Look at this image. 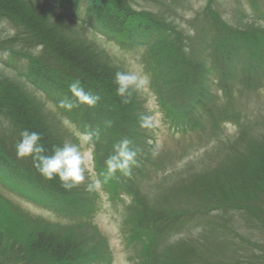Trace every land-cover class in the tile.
I'll list each match as a JSON object with an SVG mask.
<instances>
[{"label": "trees", "instance_id": "trees-1", "mask_svg": "<svg viewBox=\"0 0 264 264\" xmlns=\"http://www.w3.org/2000/svg\"><path fill=\"white\" fill-rule=\"evenodd\" d=\"M135 1L0 0V189L16 193L18 196H27L29 201L41 207L51 205V198L53 203H75L76 210L90 205L93 197L84 187L65 190L58 178L45 179L33 166L31 157L18 159L15 154V144L20 139L21 131L25 129L41 134V143L49 155L53 146H62L65 141H69L62 129L60 118L46 108L42 96L44 94L66 98L65 101L71 102L72 105L65 106L68 109L67 114L75 119L72 123L81 128L79 124L82 119H92V129L99 132L93 151L95 146L98 147L99 156L112 154L113 145L124 138L143 144L146 155L137 154L136 166L133 165L130 170L131 173L139 172L141 177L135 174L133 177H120L116 173L110 191L113 198L119 200L120 194L133 189L130 188L131 184L137 187L132 195L134 200H138V203L144 204L145 207L141 208L137 217L132 213L131 218L136 227L145 223L144 232L140 235L142 242H150L147 246L144 242L145 254L147 247L154 250L146 254L149 259L158 255V248L165 251L176 246L177 250L172 251L163 264H190L188 262L191 258L196 255L203 258L207 252L215 254V257L224 254L230 258L221 259L220 264H256L252 257L247 261L233 258L236 256L235 249L230 252L227 248L223 250L219 243L235 245L233 235L236 234L239 237H264V121L258 129L249 131V145L243 155L233 149L231 144L229 153L222 152L220 158L214 159L216 165L204 164L197 173H192L187 179H184L187 176L184 175L183 179L179 177L181 180L173 179L167 184L166 180L172 177L171 175L154 181L152 187L148 186L145 182L153 179L150 174L152 161L147 155V149L152 146L146 136L145 124H142L135 111L140 102L138 93H134L127 103L122 102L116 95L113 76L116 71L124 69L79 27L82 25L86 29L102 28L118 36L122 18L129 22V16L135 14L131 10ZM143 1L150 2L153 8L157 6L159 9L154 19L160 21L156 23L160 30L150 31L149 28L152 36L148 34L147 43H151L152 39H161L154 38L161 33L162 40L168 39L169 45L173 47L171 49L176 54L177 63L180 59L187 63L176 66L170 75L168 73L169 89L172 85V88L177 87L182 91L189 83L190 91L183 90L180 94L186 93L190 100L194 97L200 99L201 96V101L204 100L208 97V92L202 84L203 72L209 69L223 51L224 42L221 43L219 34L223 31L216 28L227 25L224 22L211 25L205 16L197 21V24L194 23L192 33H181L171 24L173 16L163 14L174 12L169 4L171 0ZM248 1L254 4L253 12L256 16H262V12L264 16V0ZM64 8L71 21L62 17L66 16L62 14ZM240 9L239 4L233 8L235 16H240ZM216 14L214 21L219 23L222 16ZM237 21L238 24L231 21L230 34H248V37L256 38L255 21L243 22L241 27V23ZM7 23L12 25L13 32L4 34L3 32L8 31ZM147 24L152 26L154 22L149 20ZM127 25L128 23L125 27ZM172 34L176 35L172 38L178 41L169 40ZM255 60L250 65L244 64L246 80L243 83L248 87L264 81V60L257 62V56ZM13 65L16 71L11 73L9 67ZM184 79H189L190 82L183 81ZM77 80L85 92L99 96L94 107L80 102L69 90V84ZM163 82L164 86L158 82L162 89L166 88L165 81ZM258 86L257 84L256 89ZM52 99L53 102L56 101V98ZM160 106L162 107V104ZM96 121H110L116 129V137L112 139L110 132L105 133L103 129H98L100 125L96 124ZM120 129L124 138L120 136ZM255 145L256 148L251 149ZM231 155L235 160H230ZM152 203L155 206H151ZM6 216L7 214L0 215V225L12 227ZM165 218L167 220L163 221ZM60 227H55L50 222H43L39 228L28 224L24 232L12 227V231L20 237L16 235L14 238L17 239L10 243L5 239L8 236L6 228L4 232L1 230L0 264H87L91 260L103 264V256L106 255L105 242L89 221L82 224L73 222L64 228ZM133 227L131 232L134 234ZM196 229L198 239L194 242L189 235ZM177 232L180 235L175 236ZM24 236L26 238H23ZM188 241L195 244L194 251V244ZM256 244L261 247V253H264V239ZM244 248L248 249V246ZM246 255L249 254L246 252ZM260 258H264V254H260ZM262 262L264 263V260L257 263Z\"/></svg>", "mask_w": 264, "mask_h": 264}, {"label": "rangeland", "instance_id": "rangeland-1", "mask_svg": "<svg viewBox=\"0 0 264 264\" xmlns=\"http://www.w3.org/2000/svg\"><path fill=\"white\" fill-rule=\"evenodd\" d=\"M132 1L134 2V0H130V2ZM169 4L174 9V12L163 14L164 16H173L171 24L181 33H192L194 23L202 20L205 16L211 25H220L222 22L227 25H221L216 28L223 31L222 33L219 32L221 43L224 42L222 44L223 51L213 64H209V69L207 71L204 70L205 73L203 72L202 84L208 92V97L202 101V96H199V100L195 99V97L190 100V96H187L186 93L181 95V89L179 90L177 87L172 88V85L171 89H169L168 73L170 75L176 66L186 65L187 63L181 59L177 63L176 54L172 50L173 47L169 45L168 39L162 40L163 35L159 33V36H154V38L160 37L161 39H152L151 43H147L148 40L146 38H149L148 28L150 27L147 23L149 20L157 23L154 19L157 16L156 11H159L157 6L153 8L150 2L136 0L131 5L132 13L134 12L135 14L129 16L127 25L129 30L126 31L127 33L124 32V34L118 36L106 32L102 28L86 29L85 26L79 25L80 29H83L84 33L88 35V38L107 51L124 71L142 67L144 72L150 77L149 86L138 93L140 102L138 103V109L135 111L139 114V120H141L142 124H145L146 136L149 138V144L152 146V148L146 149L148 151L147 155L152 161V173L150 174L153 180L145 182L148 186L151 185V187L154 181L161 180L166 176L172 175V177L166 180V183L170 184L173 179L177 181L181 180L184 175H187L184 178L187 179L189 176L197 173L199 168L204 164L216 165V160L214 159L220 158V153L222 152L229 153V150L232 148L231 144L233 145V149L243 155L249 145V131L255 130V128L258 129L264 121V81L251 84L249 87L243 83L246 80L244 64L250 65V63L256 61V56L257 62L264 60L263 12L262 16H256L253 12L254 4L248 0H171ZM238 4L241 7V14L240 16H235L233 8ZM158 7L161 9L160 5ZM65 9L64 11L61 9L63 15H66ZM216 13L222 16L219 19V23L214 21V16L215 19L217 17ZM233 16H235V20ZM62 17L67 21H71L67 15ZM131 17L132 19H130ZM237 20H239V24L241 23L239 27L242 26L243 22L255 21L257 29L255 31L257 32L256 38L253 36L248 37V34L246 36L243 34V36L230 34L229 29L231 26L229 25L231 21L238 24ZM134 21L141 22L144 26L137 27L138 25L132 23ZM134 28H139L141 32H135ZM145 30H148L147 33L142 32ZM3 33L7 34V32ZM175 36V34H172V36H169V40L178 41V39H173ZM234 45L239 47L238 58L232 57L235 61L226 63V57H231L230 53H233L232 47ZM179 46L183 47V45ZM207 52L209 53V50ZM9 70L11 73L15 72V66L9 67ZM222 79H226V81ZM163 80L166 86L164 89L159 86V84L164 86ZM157 81L160 83L158 84ZM187 82H190V80L188 79ZM257 84L259 86L256 89ZM182 91L181 93H183ZM184 91H190L189 83ZM173 92H176L177 95L173 94ZM52 98H56V101L53 102L54 99ZM42 99L46 108L51 112H55L56 116L60 118L62 129L70 142L77 143L78 138L84 133L94 132L99 135L97 129H92V119H82L79 124L81 128L72 123L75 119L67 114L68 109L65 106H61V102H66V98L56 97L55 95H43ZM160 104H162V109L159 107ZM99 122L96 121V124L100 125L98 129L110 132L112 134L111 138L114 139L116 137V132H114L116 129L112 125L107 127L105 123ZM171 122H176L179 127L173 126V128H170L169 123ZM142 131H144L143 128ZM120 136L124 138L121 129ZM95 140L96 136L94 135L93 141L95 142ZM88 147L93 146L87 145L83 150H87ZM130 147L135 149L138 155L140 153L146 155L143 144L131 141ZM249 147L251 148V146ZM97 148L95 146V151H93L95 160L92 172L86 173L85 182L80 185L88 190L93 197L90 205H85L86 208L82 206L79 210H76L75 203H53V198L50 199L52 201L51 205L41 207L29 201L26 198L27 196H18L16 193H8L0 189V215L7 214L6 218L9 219L10 225H13V228H18L19 232L26 231L25 226L28 224L39 228L43 222H50L55 227L57 225L58 227L61 226L60 228H64L65 225L72 224L73 222L82 224L89 221L105 242L106 255L103 256V264L165 263L168 255L172 251H176L177 247L167 249L168 251L165 250L167 252L163 248H158V255L149 259L146 254L154 252V250H150V247H147L145 254L143 249V246H145L144 242L146 246L150 242L147 240L142 242L143 238L140 235L144 232L143 225L145 223L140 227H136L135 221L131 218L132 213L137 217L141 208L145 207L144 204L138 203V200H134L132 194L137 190V187L131 184L130 188L133 189L126 190L124 194L119 195V200H115L110 191V188L113 186L114 176L106 179L104 175L106 172L104 162L108 156H99ZM255 148L256 145L251 149L254 150ZM232 156L229 157L230 160H235ZM205 160H207L206 163H204ZM156 161L159 163L157 164ZM116 173L120 177H133V174L141 177V174H138L139 172L131 173L129 171L127 174H122L117 171ZM93 181H99V183L92 190H89L87 185ZM120 192L121 190L118 193ZM44 195L49 196L48 194ZM37 196L40 197L39 195ZM151 206L155 205L152 203ZM137 208L139 209L135 210ZM156 209L161 210L160 207H156ZM166 220L165 218L163 221ZM132 226H134L132 229L134 234L131 232ZM12 227L0 225V231L4 232L6 228L8 236L5 239L9 243L17 239L14 238L16 235L20 237L18 233L12 231ZM240 230L244 231V229ZM175 234V236L180 235L178 232ZM197 234L198 231L196 229L189 235L194 242L198 239ZM233 236L235 245L219 243L223 250L227 248L230 252L231 249H235L236 256L233 258L247 261L252 257L256 264H258V261L264 260V258H260V254L263 255L264 253H261V247L256 244L261 243L264 237H247L248 235L239 237L237 234ZM23 238L26 237L24 236ZM188 242L194 244L192 241ZM186 245L189 246V244ZM244 246H248V249H245ZM194 249H196L195 244L192 246V251ZM246 252L249 255H246ZM198 256L196 255L195 258H191L188 263L220 264L221 259H230L225 257L224 254H219L218 257L220 258L215 257V254L211 252H207L206 255L202 256L203 258H198ZM131 257L132 259H130ZM87 264L99 263L91 260ZM261 264L264 263L262 262Z\"/></svg>", "mask_w": 264, "mask_h": 264}, {"label": "clouds", "instance_id": "clouds-1", "mask_svg": "<svg viewBox=\"0 0 264 264\" xmlns=\"http://www.w3.org/2000/svg\"><path fill=\"white\" fill-rule=\"evenodd\" d=\"M113 84L115 85L116 95L122 102L127 103L134 93H139L149 86L150 77L144 72L142 67H136L131 70H119L114 73ZM69 90L74 93L78 100L87 103L89 107H94L99 100L90 92H85L80 81L69 84ZM62 106L71 107V102L62 101ZM107 127L111 126L110 121H106ZM99 138L98 133H84L77 143L65 141L62 146H53L51 154H46L47 149L41 143L42 136L38 132L27 129L21 131L20 139L15 144V154L18 159L31 157L33 166L36 170L48 180L58 178L61 186L65 190H71L84 184L86 173L92 172L95 157L93 155L94 141L93 136ZM87 150H83L85 146ZM131 141L127 138L115 143L110 154L105 160L106 179L111 178L117 171L127 174L131 167L136 163V151L131 147ZM99 181H93L87 185L92 190Z\"/></svg>", "mask_w": 264, "mask_h": 264}, {"label": "bare ground", "instance_id": "bare-ground-1", "mask_svg": "<svg viewBox=\"0 0 264 264\" xmlns=\"http://www.w3.org/2000/svg\"><path fill=\"white\" fill-rule=\"evenodd\" d=\"M107 12H109V10H106ZM234 15H235V13H234ZM130 19H132V17L130 18ZM155 22H160L159 20L158 21H155ZM128 22L126 21V19H123L122 18V20H121V25H120V28H119V31L118 32H120V33H117L118 35H121V34H124V32H126L127 30H128V28L127 27H125L126 26V24H127ZM132 23H134L135 25H138L137 27H143L144 26V24L143 23H141V22H138V21H134V22H132ZM8 24V31H7V34L8 33H11V32H13V27H12V25H10L9 23H7ZM195 24H197V21L195 22ZM151 26V25H150ZM117 28V29H118ZM145 28V27H144ZM151 30L150 31H155V30H160L159 28H158V26L156 25V23H154L151 27H149ZM148 28V29H149ZM135 29V32H137V33H139V32H141V31H139V28H134ZM22 32L20 31V33L19 34H21ZM151 36H152V33H149ZM232 50H233V53L231 54L230 53V55H231V57L230 56H227L226 57V63H230V62H234L235 60L233 59V58H235V59H237L238 58V50H239V47H237L236 45H234V47H232ZM35 52V51H34ZM237 54V55H236ZM233 57V58H232ZM173 94H176V92H173ZM44 95V94H43ZM62 106V105H61ZM138 116H139V114L138 113H136Z\"/></svg>", "mask_w": 264, "mask_h": 264}]
</instances>
